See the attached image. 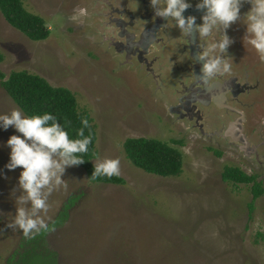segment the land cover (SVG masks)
<instances>
[{
  "label": "rangeland",
  "instance_id": "obj_1",
  "mask_svg": "<svg viewBox=\"0 0 264 264\" xmlns=\"http://www.w3.org/2000/svg\"><path fill=\"white\" fill-rule=\"evenodd\" d=\"M24 3L46 19L51 34L32 40L0 9V51L5 55L0 70L6 77L28 70L74 91L97 125L94 161L118 159L120 175L127 180L97 184L82 167L67 169L63 177L67 190L50 195L44 217L51 222L70 198L78 197L66 222L47 235L49 245L60 254V264H264V194L254 200L250 185H234L223 178L227 165L240 166L258 174L264 185V61L256 50L246 41L248 72L253 85L260 83L247 94L243 110L259 157L245 155L231 138L208 136L170 114L175 100L156 91L144 72L137 75L112 59L113 52H106L98 31L107 20L102 14L109 10L105 0ZM14 108L23 112L0 83V115ZM224 112L227 121L238 115ZM13 134H18L14 128L0 129V264L7 263L24 238L20 229L7 227L16 214L20 193L13 195V190L18 189L22 171L5 168L10 159L6 142ZM129 137L157 138L178 146L184 155L183 173L163 177L137 167L124 148ZM178 140L182 142L176 144Z\"/></svg>",
  "mask_w": 264,
  "mask_h": 264
},
{
  "label": "clouds",
  "instance_id": "obj_2",
  "mask_svg": "<svg viewBox=\"0 0 264 264\" xmlns=\"http://www.w3.org/2000/svg\"><path fill=\"white\" fill-rule=\"evenodd\" d=\"M244 3H250L251 9L241 16ZM155 15L162 20L175 21L181 33L191 36L194 32L199 37L208 38L214 32L220 33L202 47L198 60L203 62L200 79L209 82L218 75L230 73L228 49L234 40L228 35V29L237 21L246 25L244 40L251 45L264 61V0H199L195 5L203 10V23L197 24V17L184 13L193 5L189 0H150ZM84 128L89 127L87 118L82 119ZM14 128L7 140L10 159L5 165L9 171L21 168L16 196V214L7 224L13 230L20 229L26 239H34L42 232L50 230L44 218L49 210V197L61 188L67 190L63 178L68 168L84 163L82 154L88 152L92 142L91 135H84V128L78 130L77 137L71 138L66 128L51 113L25 115L19 108L0 115V129L7 131ZM118 159H101L94 163L93 178L118 176ZM43 213V215H42Z\"/></svg>",
  "mask_w": 264,
  "mask_h": 264
},
{
  "label": "flooded vegetation",
  "instance_id": "obj_3",
  "mask_svg": "<svg viewBox=\"0 0 264 264\" xmlns=\"http://www.w3.org/2000/svg\"><path fill=\"white\" fill-rule=\"evenodd\" d=\"M189 2L193 6L185 11L184 16L194 15L197 24L203 23L201 17L204 11L195 7L199 0ZM105 3L109 10L102 14L107 20L102 22L103 28L99 27L98 31H101L103 46L107 44L106 52L111 50L112 59L119 61L120 66L128 65L130 69H135L136 74L137 71L144 72L155 84L156 91L163 92L169 97L167 99L175 100L170 105V114L190 121L208 136L231 138L233 144L241 149V143L227 136L226 130L241 116L239 111H242L246 117L244 130L247 138L251 146L258 145L252 143V135L249 136L246 131L248 117L243 110L247 94L257 88L260 80L253 85L248 72L244 40L246 30L242 29L246 25L242 21H237L228 29L230 38L235 39L228 49L231 72L204 82L200 79L203 62L198 60V53L206 43L219 39V32L208 38L199 37L195 32L191 36L183 34L175 21L162 20L155 15L150 0H105ZM250 9L251 4L244 3L241 16ZM165 85L169 86L167 92ZM222 111L238 115L227 121ZM208 126L211 131L206 129ZM258 151L257 146L255 150L251 149V154L259 157ZM243 153L248 155L246 151Z\"/></svg>",
  "mask_w": 264,
  "mask_h": 264
},
{
  "label": "trees",
  "instance_id": "obj_4",
  "mask_svg": "<svg viewBox=\"0 0 264 264\" xmlns=\"http://www.w3.org/2000/svg\"><path fill=\"white\" fill-rule=\"evenodd\" d=\"M0 9L7 21L30 39L39 41L50 36L51 29L46 19L30 11L24 0H0ZM4 59L5 55L0 51V62ZM0 83L27 116L51 113L66 128L71 138H78V130L84 128L82 119L87 118L89 127L84 128V135H91L92 142L88 152L82 154L84 163L78 166L85 169L92 183L126 184V178L120 174L110 178L107 176L92 177L94 160L98 157L97 125L90 112L80 107L74 91L65 86H55L45 77L28 70L12 71L9 77H6V74L0 70ZM181 142L178 140L176 144ZM177 147L157 138L148 137H129L124 143L126 154L134 165L148 173L163 177L179 176L184 171V155ZM210 150L213 149L210 148ZM213 151L218 156L223 155L220 150ZM223 178L234 185H250L254 200L264 194V185L259 180L258 174L248 173L240 166L227 165L223 171ZM77 198H70L60 215L49 222L48 232H42L34 239L24 237L6 264H60V254L49 245L47 235L66 222L69 217V208ZM249 207L252 212L254 210L252 202Z\"/></svg>",
  "mask_w": 264,
  "mask_h": 264
},
{
  "label": "water",
  "instance_id": "obj_5",
  "mask_svg": "<svg viewBox=\"0 0 264 264\" xmlns=\"http://www.w3.org/2000/svg\"><path fill=\"white\" fill-rule=\"evenodd\" d=\"M239 113L241 114V116L228 126L226 130V135L231 136L236 142H240L241 149L243 151H246V153L249 155L251 154V149L255 150L257 148V145L251 146V142L247 138V135L244 130L246 120L245 114L242 111H239Z\"/></svg>",
  "mask_w": 264,
  "mask_h": 264
}]
</instances>
